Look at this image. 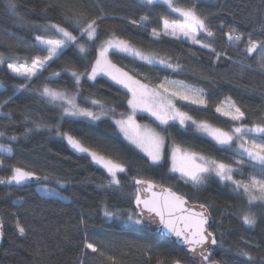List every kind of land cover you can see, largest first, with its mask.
<instances>
[{
	"label": "trees",
	"instance_id": "obj_1",
	"mask_svg": "<svg viewBox=\"0 0 264 264\" xmlns=\"http://www.w3.org/2000/svg\"><path fill=\"white\" fill-rule=\"evenodd\" d=\"M98 2L108 13V19L99 28L101 40L115 32L146 53H156L165 58L170 56L173 63L178 61L183 66V71L174 72L163 66L148 65L123 54L110 55L113 63L138 79L146 76L153 84L167 77L183 80L209 93L210 105L207 109L177 100L176 106L181 111L197 121L205 120L214 127L228 130L233 124L227 117L215 112V104L231 97L246 112L245 122L249 126L264 116V72L257 67L255 54L246 59L242 52L243 45L237 48L225 43V33L230 28H236L245 35L252 33L253 39H264V0H197L199 11L208 17L216 32L214 47L232 57L231 60L222 57L219 61L208 51L200 49L199 45L168 37L156 41L150 36L151 28L157 26L156 21L161 15L179 19L162 3L146 6L140 0ZM73 7L89 15L98 14L93 0H17V14L7 10V0H0V52L19 57L20 62L42 55L38 49L28 45L35 43L36 35H50L45 33L44 25L60 23L69 27L72 14L68 9ZM145 14H150L147 30L127 22L128 19L138 20ZM69 30L73 28L69 27ZM87 46L90 50L86 56L79 53L75 45L68 47L59 59L31 82L15 77L6 65H0V82L3 86L0 89V104L9 101L0 107V132L4 133L0 136V145L12 149L11 153L0 151V159L4 160V165L0 166V176L11 175L13 167H23L41 177L38 181L31 180L23 185H0V215L5 234L0 264H81V261L83 264H112L90 250L88 254H82L85 234L89 241L102 244L106 252L116 258L115 264H157L160 258L165 261L179 259L184 264H192L183 249L151 231L146 224L128 222L127 214L135 211L132 206L134 176L171 187L191 203L210 205L213 218L210 231L211 228L217 229L213 233L218 242L217 248L212 251V260L221 264H264L263 205L256 204L249 209L243 197L214 176L209 177L204 185L191 187L177 174H169L167 165L164 168L151 167L143 153L124 140L111 114L98 121L73 117L61 119L60 106L48 103L40 95L44 86L67 91L69 95L79 91L77 102L81 107H91L84 100L89 97L100 100L105 109L114 108L115 118H119V113L128 111L126 91L105 77H98L95 81L83 79L79 86L75 85L70 72L83 71L94 57L92 46ZM240 60L251 64L252 70H242L238 63ZM53 72H60L61 75L51 77ZM24 83H29L30 87H17ZM93 110L99 111L98 108ZM138 118L161 131L167 138L168 146L175 142L186 149L225 162L240 159L235 155V145L232 150H226L193 126L182 128L178 123H172L165 130L145 115ZM33 121L47 127L37 129ZM57 125L61 131L69 132L86 145L121 157L129 165L127 173L120 174L121 186L109 187L107 173L85 154L75 152L65 139L58 136L55 131ZM12 136L16 139H10ZM247 164L245 160V166L236 171V179L247 180L249 174L260 175ZM40 187L53 189L55 194L44 195ZM183 189L190 193H184ZM20 198L23 199L22 207L16 203ZM105 207L117 215L105 216ZM246 211L255 214L254 226H246L242 222L240 217ZM17 219L25 227L24 236L15 227ZM82 219L85 221L83 224ZM149 246L152 250L151 260L143 251ZM241 251H247L252 260L240 255Z\"/></svg>",
	"mask_w": 264,
	"mask_h": 264
},
{
	"label": "snow or ice",
	"instance_id": "obj_2",
	"mask_svg": "<svg viewBox=\"0 0 264 264\" xmlns=\"http://www.w3.org/2000/svg\"><path fill=\"white\" fill-rule=\"evenodd\" d=\"M93 2L98 13L96 15H89L82 10L78 11L74 7L68 9L72 14L69 25L73 28L72 31L60 23H49L43 26L45 33H50V35H36L35 43L28 45L38 49L42 55L25 58L23 62H20L19 57L6 56L4 52H0V65H6L15 77L31 82L34 77L47 70L51 63L59 59L68 47L75 45L78 52L86 56L90 50L87 45H91V50L94 52L93 60L88 61L83 71L72 70L70 72L75 85L79 86L83 79L95 81L101 76L108 77L126 90L128 111L119 113V118H115L116 110L114 108L105 109V105L100 100L85 97L84 100L90 103L91 107H81L77 102V97L80 96L79 91L75 95H69L67 91L44 86L40 95L46 98L48 103L60 106L61 119L73 117L98 121L111 114L114 118L113 123L124 140L143 153L151 167L164 168L167 165L169 174H179V178L186 184L197 187L204 185L209 177L214 176L221 183L230 184L233 191L246 198L249 209L257 203L264 205V116L249 126L245 122L246 112L231 97L215 104V112L227 117L233 124L228 130L214 127L205 120L197 121L187 112L181 111L176 106L175 101L177 100L207 109L210 105L209 93L183 80H172L167 77L153 84L146 76L144 79H138L136 75L130 74L129 71L113 63L110 55L123 54L148 65L163 66L174 72L183 71V66L178 61L173 63L170 56L165 58L156 53H146L129 40L116 35L115 32L101 40L99 28L108 19V13L98 0H93ZM140 2L146 6L162 3L170 10V13H176L179 16V19H170L168 15H161L156 21L157 26L150 30V36L154 40L158 41L162 37H168L178 41H190L191 45H199L200 49L215 56L217 61L222 57L232 59L227 56L226 51H217L214 47L216 32L208 21V17L199 11L197 0H183V2L182 0H140ZM16 9L17 0H7V10L17 14ZM127 22L134 27L147 30L150 14L142 15L138 20L128 19ZM220 30H223V25L220 26ZM225 36V43L228 46L239 48L243 45L242 52L246 59L252 58L255 54L256 65L264 72V39H253L252 33L245 35L236 28H230ZM81 41L84 42L81 43ZM238 63L242 70H252V65L245 63L244 60ZM60 75V72H53L51 77ZM17 87L26 89L30 87V84L24 83ZM8 102V100L3 101L0 107ZM95 108L99 111L93 110ZM141 113L153 117L158 122V127L165 130L172 123H178L182 128L194 126L197 131L210 137L212 141L226 150H232V146L235 145V155L240 159L225 162L222 159L208 157L200 152L186 149L175 142L168 146L167 138L161 131L138 122L137 115ZM4 115L10 114L5 113ZM33 123L37 129L42 126L47 127L35 121ZM55 131L75 152L85 154L107 173L109 187L119 188L121 186L120 174H126L129 170V165L121 157L86 145L69 132L61 131L59 125L55 127ZM3 135L4 133L0 132V136ZM10 139L15 140L16 137L12 136ZM0 151L11 153L12 149L10 146L0 145ZM245 160L248 161L247 166L258 171L260 175L249 174L247 180L235 179L234 174L245 166ZM3 165L4 160L0 159V166ZM34 178L41 179L34 171L23 167H13L11 175L0 176V185H23ZM43 179L46 180L48 177H43ZM132 182L135 185L133 194L135 211L127 214L129 222L137 225H144L146 222L156 224L159 230L174 236L182 246H185L192 264H218L211 258L212 246L217 245L218 242L215 234L209 231L211 218L209 204H190L184 195L152 179L134 176ZM53 194L50 191L45 192V195ZM16 203L17 206L22 207L23 199L20 198ZM104 215L114 217L117 213L105 207ZM240 218L248 226H254L256 223V216L251 211L244 212ZM81 223L85 221L82 219ZM3 227L4 222L0 219V236L3 234ZM15 227L21 236L25 235V227L18 219ZM88 250L115 264L116 258L109 255L102 244L94 240L89 241L85 234L82 254H88ZM143 251L144 255L151 260V246L144 248ZM240 255L247 257L249 261L252 260L247 251H241ZM157 264H181V261L179 259L165 261L160 258Z\"/></svg>",
	"mask_w": 264,
	"mask_h": 264
},
{
	"label": "water",
	"instance_id": "obj_3",
	"mask_svg": "<svg viewBox=\"0 0 264 264\" xmlns=\"http://www.w3.org/2000/svg\"><path fill=\"white\" fill-rule=\"evenodd\" d=\"M134 1H135V0H134ZM253 56H254V54H253ZM29 181H31V180H29ZM32 181H38V180L34 178V179H32ZM173 191H174V190H173ZM185 198H186V197H185ZM186 199H187V198H186ZM189 203H190V204H193V205H198V204L191 203V202H189ZM132 206H133V208H134V210H135L134 203H133ZM0 219H2L1 215H0ZM209 223H210V227H211V225L213 224V218H212V216H211V218H210ZM145 224L148 226V228H149L151 231H153V232H155V233L161 235L162 237H164V238H166L167 240L171 241L172 244L174 243L175 245L179 246L181 249H183V250L186 252V250H185V246H182L181 243H180V241H178L174 236H171V235L168 234L167 232H164V231H162V230H159V229L157 228V225H156V224H152V223H150V222H146ZM210 227H209V231H210ZM4 241H5V234H4V227H3V234H2V236H0V252H1V249H2V247H3V245H4V244H3ZM216 248H217V245L212 246V251H214ZM186 253H187V252H186ZM187 254H188V256L190 257V254H189V253H187ZM214 261H215V260H214ZM181 264H184V263L181 262ZM218 264H221V263L218 262Z\"/></svg>",
	"mask_w": 264,
	"mask_h": 264
},
{
	"label": "rangeland",
	"instance_id": "obj_4",
	"mask_svg": "<svg viewBox=\"0 0 264 264\" xmlns=\"http://www.w3.org/2000/svg\"><path fill=\"white\" fill-rule=\"evenodd\" d=\"M174 14H176V13H174ZM177 16H178V14H176ZM179 17V16H178ZM187 42H190V41H187ZM126 71V70H125ZM131 74V73H130ZM101 77H104V76H101ZM105 78H107L108 80H110L108 77H105ZM176 80V79H175ZM179 80V79H178ZM111 81V80H110ZM112 82V81H111ZM113 84H115L114 82H112ZM116 85V84H115ZM116 86H118L119 88H121L119 85H116ZM2 84H1V82H0V89H2ZM122 89V88H121ZM124 90V89H123ZM126 91V90H125ZM142 115H145V116H147V117H149L152 121H154L156 124H158V122L157 121H155V119L153 118V117H151L150 115H148V114H146V113H141V114H138L137 115V120H138V122L139 123H141L142 125H148V126H150V127H153L151 124H149V123H147V122H145V121H143V120H141V119H139L138 118V116H142ZM194 127V126H193ZM154 128V127H153ZM195 128V127H194ZM221 128V127H220ZM119 131V130H118ZM158 131V130H157ZM120 133V132H119ZM122 136V135H121ZM123 137V136H122ZM210 138V137H209ZM131 145V144H130ZM133 146V145H132ZM234 150H235V147H234ZM96 165V164H95ZM178 176H179V174H177ZM234 178H235V176H234ZM236 179V178H235ZM208 180V179H207ZM26 182H28V181H26ZM25 182V183H26ZM221 183V182H220ZM221 184H225V183H221ZM181 185H183V184H181ZM180 185V186H181ZM191 185V187L193 186L192 184H190ZM229 186L231 187V185L229 184ZM195 187V186H194ZM231 189H232V187H231ZM184 190V189H183ZM46 191H50V192H52V193H54L55 194V191L53 190V189H43L42 187H40V192L42 193V194H44L45 195V192ZM185 192L184 193H190V192H188V191H186V190H184ZM234 193H236L235 191H234ZM53 194V195H54ZM236 194H238V193H236ZM238 195H240V194H238ZM50 196V195H49ZM241 196V195H240ZM241 197H243V196H241ZM244 198V197H243ZM245 200H246V198H244ZM257 204H259V203H257ZM259 205H261V204H259ZM263 207H264V205H263ZM129 222V221H128ZM129 223H131V222H129ZM131 224H133V223H131ZM246 226H248V225H246ZM211 231L212 232H216L217 231V229L216 228H211Z\"/></svg>",
	"mask_w": 264,
	"mask_h": 264
}]
</instances>
